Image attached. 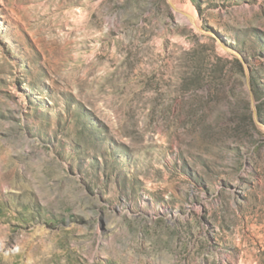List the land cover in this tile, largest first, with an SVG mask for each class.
Here are the masks:
<instances>
[{"label":"rangeland","instance_id":"obj_1","mask_svg":"<svg viewBox=\"0 0 264 264\" xmlns=\"http://www.w3.org/2000/svg\"><path fill=\"white\" fill-rule=\"evenodd\" d=\"M0 264H264V0H0Z\"/></svg>","mask_w":264,"mask_h":264},{"label":"bare ground","instance_id":"obj_2","mask_svg":"<svg viewBox=\"0 0 264 264\" xmlns=\"http://www.w3.org/2000/svg\"><path fill=\"white\" fill-rule=\"evenodd\" d=\"M175 10L178 12L179 15L187 17L188 21L194 25H197V19L195 14L191 10H183L181 8L175 7Z\"/></svg>","mask_w":264,"mask_h":264}]
</instances>
